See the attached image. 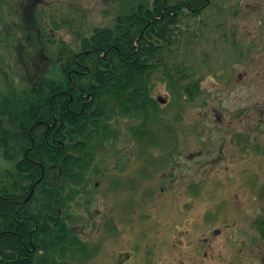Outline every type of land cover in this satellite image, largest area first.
Segmentation results:
<instances>
[{
	"label": "trees",
	"instance_id": "trees-1",
	"mask_svg": "<svg viewBox=\"0 0 264 264\" xmlns=\"http://www.w3.org/2000/svg\"><path fill=\"white\" fill-rule=\"evenodd\" d=\"M38 3H20L12 12L26 20L18 8L25 13L31 8V15ZM208 5L209 0H153L117 15L111 27L77 36V51L59 42L51 56L60 81L34 67L43 59L44 42L32 60L28 56L37 41L10 38L27 55L29 84L0 93V158L12 166L0 170V264L88 262L90 250L73 229L78 219L73 215L95 204L90 188V178L98 173L94 161L124 141L123 133L137 147L172 138L163 131L177 122L179 111L160 120L158 109L165 106L150 93L156 80L176 108L183 99L193 102L198 80L178 56L195 37L189 22ZM129 121L134 126L124 127Z\"/></svg>",
	"mask_w": 264,
	"mask_h": 264
},
{
	"label": "rangeland",
	"instance_id": "rangeland-1",
	"mask_svg": "<svg viewBox=\"0 0 264 264\" xmlns=\"http://www.w3.org/2000/svg\"><path fill=\"white\" fill-rule=\"evenodd\" d=\"M152 1L39 0L31 15V8L29 13H25L27 9L23 12L21 7L18 8V12L27 17L22 21L12 10L20 3L28 4L29 0H0V37L8 35L0 40V93L20 91L29 84L25 64L27 55L24 48L10 38L16 37L20 41L29 36L37 41L33 44V53L28 56L32 60L39 52V42H44L43 59L40 58L34 67L48 70V77L60 81V68L53 63L51 56L56 54L59 42L77 51V36L86 37L93 29L111 27L117 15ZM256 17L262 20V25L255 21ZM189 24L195 37L181 49L178 62L181 61L193 80H198V92L193 102L183 99L176 108L178 104L175 100L173 103V97L164 84L155 80L150 96L166 100L165 107L158 109L159 119L165 121L174 117L173 109H177L183 118L179 124L175 121L170 123L175 127L174 136L161 143L163 137L159 138L155 147H137L123 133V142L127 144L121 146L119 140L117 146L106 148L96 157L93 166L98 167V173L90 178L95 204L91 211L80 208L76 216L73 215V219L78 218L73 229L77 228V233L90 250L86 264H111L119 257L120 251L128 252L139 244L132 264H144V259L147 260L145 264H149V260H154L155 264H166L164 260L168 258L163 249L167 234L170 232V237L181 231L179 227L185 221L184 231L191 230L187 222L193 225L197 208L214 205L210 193L206 192L215 188L207 181L210 177L253 172L258 175L264 171L262 165L246 162L244 149L248 145L242 147L245 136L247 140L248 136L258 138L264 131V57L257 61L264 50L259 52V47L255 48L257 44L262 45L264 32L256 34L252 31L255 27L257 30L263 27L264 31V0H209V5ZM39 33L43 38L35 37ZM249 39V47H253L250 50L252 59L246 61L244 45ZM233 40L242 57L235 49L238 47L233 46ZM166 106L170 107L167 109ZM249 119L256 123L251 133L246 131ZM160 123L163 125L165 122ZM122 124L124 127L134 126L130 121ZM118 151L120 153L116 156ZM121 153L126 157V176L140 168L135 173V180L124 184L116 182V174L120 172L116 169V161ZM170 160L178 167L165 174V162ZM1 169L12 170V166L0 158ZM132 169L133 172L129 173ZM176 174L181 176L180 180L176 179ZM263 176L262 173L257 178L261 180ZM237 180L230 184V192L225 196L238 191L240 199H243L248 191L239 189L241 178ZM218 185L225 189L224 183ZM196 188L202 192L199 197L187 192ZM130 189L139 192L132 193ZM146 190L154 192L148 195ZM159 190L174 194L165 196L167 194ZM192 206H196L194 210H191ZM102 216L118 224L120 231L107 229L106 234L103 222L107 220ZM174 227L176 230L171 229ZM253 262L259 264V261Z\"/></svg>",
	"mask_w": 264,
	"mask_h": 264
},
{
	"label": "flooded vegetation",
	"instance_id": "flooded-vegetation-1",
	"mask_svg": "<svg viewBox=\"0 0 264 264\" xmlns=\"http://www.w3.org/2000/svg\"><path fill=\"white\" fill-rule=\"evenodd\" d=\"M257 18L258 17H256L255 21L262 25V20ZM262 29L263 27L257 30L255 27L252 31L256 34H260L264 32ZM253 39L254 37L252 40ZM250 43L251 40L249 39L244 45V59H246V61L252 59L250 57V50H252L253 47H249ZM263 44L264 40H262L261 46L257 44L255 48L259 47L258 51L261 52L264 50ZM246 45L248 49H246ZM262 57H264V53L258 57L257 61L260 62ZM262 67L263 66L261 65V69ZM259 78L261 79V77ZM155 101L157 102V98ZM182 121L183 118L179 116L175 123L179 124ZM262 122H264V119ZM173 126L174 125L171 124L167 128L168 131L164 129L165 132H169V134L171 133V137L175 134V127ZM255 128V121L249 119L246 131L251 133ZM122 129L124 128L122 127ZM172 133L174 134L172 135ZM120 143L121 146L127 144L123 141H120ZM244 144V146H242L243 148L248 145L247 148L244 149V159L246 162L254 161L255 165H262L264 167V131L263 135H259L258 138L255 136H248L247 140V137L245 136ZM119 153L120 151L118 154ZM178 153H180V151ZM130 155L133 157V153ZM119 158L120 159H117L116 161V169L120 172L116 174V182L124 184L127 183V181H134L140 168L135 172L136 174L133 172L134 169L128 171L129 173L133 172V174L126 176L127 172L124 173L126 157L121 153ZM148 161L149 160H147L146 163L147 165L150 164ZM142 166L144 167L145 165ZM177 167L176 163H173V160L165 162L166 170L164 169V173L168 174L176 170ZM262 173L264 175V171H261L259 174ZM259 174L257 175V173L253 172L251 174H226L220 176L213 175L210 178L208 177L209 179L207 181L211 182L210 184L215 188L206 192L210 193V197L214 200V205L197 208L198 212L196 213L195 218H193V225H191V222H187V225L191 226V230L184 231L183 225L186 223L185 221L184 224H181L179 227L181 231L175 233L174 236L170 235V237V232L167 234L168 238H166L163 249L166 251L165 257L168 258L164 260L166 264H253V261H259V264H264V176L263 179L259 180L257 178ZM175 177L180 180L181 176L176 174ZM238 178H241L242 182L238 185L241 186L239 189H245L248 191L243 195V199H240L238 191H234V193L225 196L228 191L230 192V184L239 181L237 180ZM163 179L165 180V178ZM218 183H224L225 189H222ZM129 191L132 193L139 192L135 190L133 191V189H130ZM159 191L163 194H174V192H164V190ZM152 192L146 190L145 194L150 195ZM187 192H190L191 195L197 197L202 193L197 188L188 190ZM165 196H169V194ZM227 198L228 202H226ZM218 203H221L222 205H219ZM231 203H233L234 206ZM195 207L196 206H192L191 210H194ZM104 216H102L104 220H107V222H103L106 234L107 229H109V231L113 229L115 232H119L120 229L118 224H114V222L111 223L108 217L105 218ZM108 226L111 227L107 228ZM171 229L176 230L175 227ZM174 241H177V243ZM133 244L134 243H132V245ZM139 245H135L132 249H129L128 252L120 251L119 257L113 259L111 264H132L131 260L134 259L136 248ZM143 245L145 244H142L141 246ZM146 261L147 260L144 259V264ZM148 263L155 264L154 260H149Z\"/></svg>",
	"mask_w": 264,
	"mask_h": 264
},
{
	"label": "water",
	"instance_id": "water-1",
	"mask_svg": "<svg viewBox=\"0 0 264 264\" xmlns=\"http://www.w3.org/2000/svg\"><path fill=\"white\" fill-rule=\"evenodd\" d=\"M157 102L160 104V105H165L166 104V100L162 99V98H157Z\"/></svg>",
	"mask_w": 264,
	"mask_h": 264
}]
</instances>
